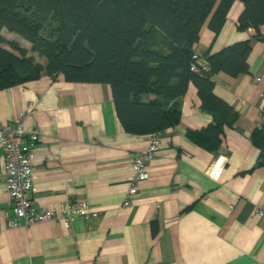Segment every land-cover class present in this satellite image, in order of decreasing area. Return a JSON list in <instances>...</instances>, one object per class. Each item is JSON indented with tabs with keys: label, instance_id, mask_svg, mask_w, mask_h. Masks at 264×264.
<instances>
[{
	"label": "crops",
	"instance_id": "1",
	"mask_svg": "<svg viewBox=\"0 0 264 264\" xmlns=\"http://www.w3.org/2000/svg\"><path fill=\"white\" fill-rule=\"evenodd\" d=\"M244 7L234 1L219 35L211 15L193 46L204 58L251 42L248 73L214 76L215 93L238 113L237 122L224 126L216 150L206 148L203 130L214 117L191 82L180 99L181 120L161 133L150 177L136 195H128L132 162L148 147V135L125 130L110 84L45 74L0 90V121L26 114L27 130L40 135L33 147L34 209L83 200L100 212L71 229L53 221L9 228L15 213L0 153V264H264V218L256 213L264 206V164L253 140L262 124L264 26L261 38L253 27L239 30Z\"/></svg>",
	"mask_w": 264,
	"mask_h": 264
},
{
	"label": "trees",
	"instance_id": "2",
	"mask_svg": "<svg viewBox=\"0 0 264 264\" xmlns=\"http://www.w3.org/2000/svg\"><path fill=\"white\" fill-rule=\"evenodd\" d=\"M234 1L0 0V90L45 74H63L70 82L108 83L125 130L150 135L180 122V99L193 82L203 109L214 117L203 130L204 145L216 150L224 126H233L238 113L215 93L214 76L248 73L252 46L247 40L207 52L210 70L200 73L192 70L193 46L211 15V28L221 33ZM241 1L245 7L238 29L253 27L261 38L264 0ZM5 29L28 40L46 64L4 36ZM145 96L154 98L146 101ZM253 140L264 164V124Z\"/></svg>",
	"mask_w": 264,
	"mask_h": 264
},
{
	"label": "built area",
	"instance_id": "3",
	"mask_svg": "<svg viewBox=\"0 0 264 264\" xmlns=\"http://www.w3.org/2000/svg\"><path fill=\"white\" fill-rule=\"evenodd\" d=\"M192 70L200 73L209 71L210 66L203 57L195 53ZM255 81H259V77L255 78ZM34 108V104L31 103L29 109ZM260 110L261 123L264 124V93L261 96ZM25 118L26 114H22L16 122L3 123L0 121V153H3L5 157L7 169L5 186L12 198L15 213L14 218L8 220L9 228L53 221L71 229L77 219L99 216L100 212L92 213L89 204L83 200H73L63 208L34 209L36 174L33 164V147L39 142L40 135L27 130ZM160 144L161 132L148 135V147L134 158L129 196L136 195L139 192V184L150 177L149 166L155 160ZM124 205L130 206V199H127ZM256 213L264 218V206H258Z\"/></svg>",
	"mask_w": 264,
	"mask_h": 264
},
{
	"label": "rangeland",
	"instance_id": "4",
	"mask_svg": "<svg viewBox=\"0 0 264 264\" xmlns=\"http://www.w3.org/2000/svg\"><path fill=\"white\" fill-rule=\"evenodd\" d=\"M6 34H8V36H7V38H9L10 40H15V38H18V40H19V42H20V45L27 51V54L29 55V56H32L34 59H35V61L36 62H39V63H41V64H43V65H45L46 64V62H47V60H46V58L44 57V56H41V55H39L38 53H36V52H33L31 49H32V44L28 41V40H26L25 38H23L22 36H20L19 34H17V33H6ZM11 34H13L15 37H14V39H12L11 37H9ZM6 48H8V49H11L9 46H7V45H4Z\"/></svg>",
	"mask_w": 264,
	"mask_h": 264
}]
</instances>
